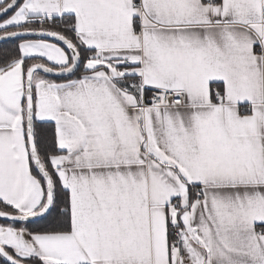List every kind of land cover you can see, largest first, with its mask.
Listing matches in <instances>:
<instances>
[{
    "label": "snow or ice",
    "instance_id": "snow-or-ice-1",
    "mask_svg": "<svg viewBox=\"0 0 264 264\" xmlns=\"http://www.w3.org/2000/svg\"><path fill=\"white\" fill-rule=\"evenodd\" d=\"M0 264H264V0H0Z\"/></svg>",
    "mask_w": 264,
    "mask_h": 264
}]
</instances>
